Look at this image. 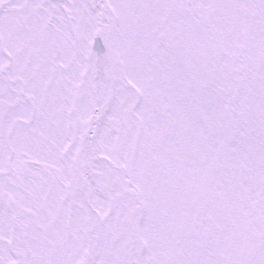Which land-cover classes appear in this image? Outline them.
<instances>
[{
	"label": "rangeland",
	"instance_id": "1",
	"mask_svg": "<svg viewBox=\"0 0 264 264\" xmlns=\"http://www.w3.org/2000/svg\"><path fill=\"white\" fill-rule=\"evenodd\" d=\"M101 6L0 0V264H264V0Z\"/></svg>",
	"mask_w": 264,
	"mask_h": 264
},
{
	"label": "water",
	"instance_id": "2",
	"mask_svg": "<svg viewBox=\"0 0 264 264\" xmlns=\"http://www.w3.org/2000/svg\"><path fill=\"white\" fill-rule=\"evenodd\" d=\"M96 1H98V0H96ZM97 12H98V14H99L100 11L98 10ZM98 17H99V20H101L100 15H99ZM9 203H10V204H14L13 201H12V198H11V197H9ZM91 210H92V212L94 213V209L91 208Z\"/></svg>",
	"mask_w": 264,
	"mask_h": 264
}]
</instances>
